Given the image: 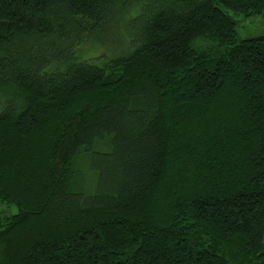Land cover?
Segmentation results:
<instances>
[{"label":"trees","instance_id":"16d2710c","mask_svg":"<svg viewBox=\"0 0 264 264\" xmlns=\"http://www.w3.org/2000/svg\"><path fill=\"white\" fill-rule=\"evenodd\" d=\"M251 15L264 0H0V264H264ZM113 38L129 50L85 57Z\"/></svg>","mask_w":264,"mask_h":264},{"label":"rangeland","instance_id":"374dc122","mask_svg":"<svg viewBox=\"0 0 264 264\" xmlns=\"http://www.w3.org/2000/svg\"><path fill=\"white\" fill-rule=\"evenodd\" d=\"M239 31L241 37H253L264 33V16L262 15H251L240 19L239 22ZM113 38L112 42L103 46L100 44V47H94V45H84L85 57L104 60L107 57L105 53L110 50H114V55L124 54L125 51L129 50L128 46L117 44V40ZM18 211V208L13 203L0 202V213L6 214H15Z\"/></svg>","mask_w":264,"mask_h":264}]
</instances>
